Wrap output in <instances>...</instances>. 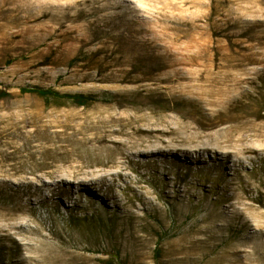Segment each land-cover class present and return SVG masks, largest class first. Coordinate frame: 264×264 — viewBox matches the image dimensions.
I'll return each instance as SVG.
<instances>
[{
    "label": "rangeland",
    "instance_id": "374dc122",
    "mask_svg": "<svg viewBox=\"0 0 264 264\" xmlns=\"http://www.w3.org/2000/svg\"><path fill=\"white\" fill-rule=\"evenodd\" d=\"M1 90L0 264H264V0H0Z\"/></svg>",
    "mask_w": 264,
    "mask_h": 264
},
{
    "label": "trees",
    "instance_id": "16d2710c",
    "mask_svg": "<svg viewBox=\"0 0 264 264\" xmlns=\"http://www.w3.org/2000/svg\"><path fill=\"white\" fill-rule=\"evenodd\" d=\"M76 58H73L69 61V64L72 65ZM20 93H30L34 94L43 100L47 101V104H54L55 106H61L64 101H68L76 106H88L90 103L99 101H109L111 99V95L109 96H100L93 93H67L60 92L52 87H40V86H22L19 88ZM10 94L7 91H0V98L8 97ZM76 216L72 215V218ZM76 220H81V218L77 217ZM160 252L155 250V258H158ZM116 255V254H115Z\"/></svg>",
    "mask_w": 264,
    "mask_h": 264
}]
</instances>
